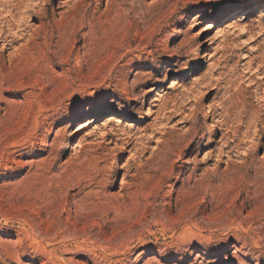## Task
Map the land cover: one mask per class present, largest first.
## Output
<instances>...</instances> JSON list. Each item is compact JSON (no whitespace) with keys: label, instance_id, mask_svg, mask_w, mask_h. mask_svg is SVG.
Listing matches in <instances>:
<instances>
[{"label":"rangeland","instance_id":"374dc122","mask_svg":"<svg viewBox=\"0 0 264 264\" xmlns=\"http://www.w3.org/2000/svg\"><path fill=\"white\" fill-rule=\"evenodd\" d=\"M0 264H264V0H0Z\"/></svg>","mask_w":264,"mask_h":264},{"label":"bare ground","instance_id":"6f19581e","mask_svg":"<svg viewBox=\"0 0 264 264\" xmlns=\"http://www.w3.org/2000/svg\"><path fill=\"white\" fill-rule=\"evenodd\" d=\"M121 4H123L122 2H121ZM122 6V5H121ZM118 7V9H117V11H115L116 13H117V15L119 16L118 17V19L121 17V16H123V13H122V7ZM124 10V9H123ZM33 11V10H32ZM125 11V10H124ZM115 13V14H116ZM30 16L33 18V19H39V21H43V17H41V16H38V14L37 13H34V14H30ZM115 19V18H114ZM121 19V18H120ZM79 32L80 31H74V35H78L79 34ZM76 192V191H75Z\"/></svg>","mask_w":264,"mask_h":264}]
</instances>
